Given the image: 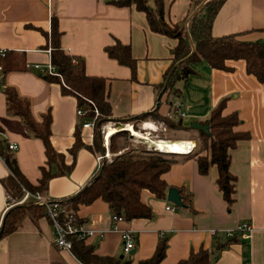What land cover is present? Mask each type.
I'll list each match as a JSON object with an SVG mask.
<instances>
[{
    "label": "crops",
    "instance_id": "crops-1",
    "mask_svg": "<svg viewBox=\"0 0 264 264\" xmlns=\"http://www.w3.org/2000/svg\"><path fill=\"white\" fill-rule=\"evenodd\" d=\"M206 1L164 0V19L169 25L178 24ZM148 4L154 7L152 0ZM52 17L57 18L62 32V49L84 58L87 74L106 79L112 118L122 119L151 110L164 115L171 103L178 100L185 112L181 121L186 127L193 121H207L225 99L222 113L237 112L240 121L235 129L249 134L230 150L229 172L234 178L230 206L216 183L215 165L202 174L195 157L176 155L163 178L168 187L180 190L183 207L166 210L172 204L166 199V192L156 197L148 189L141 190L140 199L151 208V218L113 221L102 199L80 204L76 211L79 224L91 232L86 235L85 244L91 245L97 255H123L129 264H137L150 257L160 238L166 237L168 245L160 264H175L201 248L213 252L211 264H264V80L260 82L247 73L243 60L230 62L233 69L223 71L202 59L189 64L192 73L185 78L176 77L161 92L177 40L152 31L145 12L134 5L101 0H0V49H7L9 60L17 63L18 58L22 60V68L16 65L7 71L0 70V138L17 143L13 154L24 177L32 184L37 183L40 167L47 166L46 156L41 140L31 135L17 116L7 114L4 86L14 87L29 100L36 120L50 111L51 144L63 153L64 163L72 166L70 172L48 181L47 197L57 200L76 195L91 181L98 170L97 156L103 154L94 149L90 130L81 128L82 142L93 150L82 146L72 156L69 149L79 121L75 97L63 94L59 83L49 81L37 69L26 68V64L46 67L50 63V49L46 47L49 40L44 32L50 34ZM211 33L214 37L236 34L245 40L264 39V0H223L213 18ZM116 41L130 45L131 55L136 59L135 78L129 67L108 56L105 47ZM3 58L0 56V62ZM185 132L187 138L196 134ZM175 141L186 144L183 140ZM8 173L0 160V225L7 205L1 179ZM243 222L252 228L249 236L245 238L236 232L233 238H228L225 231ZM211 229L217 230L216 233L210 234ZM122 230L130 231L135 240V247L127 254L122 253ZM99 231L104 232L102 237ZM53 240L46 215L26 216L13 232L0 238V264H83L72 252L57 247ZM218 246L223 248L216 250Z\"/></svg>",
    "mask_w": 264,
    "mask_h": 264
},
{
    "label": "trees",
    "instance_id": "trees-1",
    "mask_svg": "<svg viewBox=\"0 0 264 264\" xmlns=\"http://www.w3.org/2000/svg\"><path fill=\"white\" fill-rule=\"evenodd\" d=\"M114 2H120L122 5H134L136 9L144 11L148 26L152 31L177 40L176 46L172 49L173 63L170 69L176 63L178 65L170 76L168 85L176 77H187L192 73L189 64L202 59L206 60L212 68L223 71L233 69L230 62L243 60L247 73L254 75L260 82L264 80V39L245 40L240 39L236 34L220 37L212 35V21L223 0L206 1L202 8L190 16L186 27L184 22L188 15L180 25H169L165 21L164 0H152L153 8L149 6L148 0H117ZM194 3L198 5L199 2L194 1ZM186 28H188V31H186ZM61 34L57 18L52 17L50 34L44 32V35L49 40V45H46V47L48 46L50 49V64L55 68L56 75L43 76L51 82L59 83L63 94L75 97L76 114L80 108L85 111L82 115L77 114L79 121L75 128V140L69 149L72 156L75 157L77 149L82 146L93 150L91 145L82 142L79 130L82 128L84 121L92 119L94 109L98 111V115L94 119L92 129L93 146L94 149L102 153H104V147L100 141L102 136L97 131L98 124L106 123L108 120H113L115 124H125L124 121L127 120L136 127L137 122L146 119L163 120L168 129L196 132L195 135L191 134V139L197 141L198 151L195 149L189 155L196 158L197 169L202 174H205L211 165L216 166V183L224 200L230 206L233 203L232 194L234 191V178L229 172L230 150L237 147L239 140L247 139L249 134L235 129L240 121L237 112L222 113L225 99L218 103L211 112L210 118L203 122H208V132L190 126L184 127L181 118L169 119L166 113L160 115L157 110L122 119H114L111 116L106 79L101 76L87 74L84 58L66 53L62 49L60 45ZM190 40L194 46L193 51ZM105 50L110 58L115 59L121 65L129 67L132 77L135 78L136 59L131 55L130 45L116 41L114 44L106 46ZM1 57L4 58L0 62L3 67L1 64L0 67L4 71L16 65V67L22 68L21 58H18L19 63H17L13 59L9 60L7 53ZM170 69L164 73L161 86L164 85ZM2 92L5 96L7 114L17 116L26 130L41 140L46 156L47 166L40 167V177L37 183L32 184L20 172L13 151L8 148L7 142L0 138V154L9 170L8 175L1 179V183L6 194L10 195L12 202H16L23 196V188L32 193L45 194L48 181L54 176L70 172L72 166L64 163L63 153L56 151L51 144L50 111L44 113L40 120H36L31 112L29 100L20 96L14 87L4 86ZM115 137L122 139L123 143L121 142L122 144L119 145L120 141L117 143L118 139H114ZM129 138L130 133L126 129L116 131L110 135L108 148L114 154L113 158L109 162H106L105 159L102 160L91 181L80 189L76 195L70 198L57 199L65 210L62 212L61 217L71 213L74 216V223L79 224V218L76 215L78 206L80 204H90L97 198L107 203L111 216L119 217L121 220L152 217V210L141 201L140 192L142 189H148L156 197L165 195L168 185L163 178V174L175 162L177 154L145 151L141 146L125 151ZM199 152H204V154H199ZM186 203L191 204L187 200ZM39 215H46L45 210L31 199L10 206L5 211L1 221L0 238L13 232L24 217L31 216L35 218ZM227 237L233 238V236ZM84 239L71 237V252L83 264H129L123 255L119 257L97 255L91 245L85 244ZM227 241L229 242V240ZM167 245V238L161 237L153 254L146 259L139 260L137 264H160L165 256ZM221 246H218L216 250H221L223 248ZM212 253V251L201 248L196 252L191 251L186 258L178 260L175 264H211Z\"/></svg>",
    "mask_w": 264,
    "mask_h": 264
},
{
    "label": "built area",
    "instance_id": "built-area-1",
    "mask_svg": "<svg viewBox=\"0 0 264 264\" xmlns=\"http://www.w3.org/2000/svg\"><path fill=\"white\" fill-rule=\"evenodd\" d=\"M103 2H114L117 0H101ZM7 52V49H0V56H4ZM26 68H35L39 71L42 75H56L55 68L49 63L46 67H42L38 64L29 65L26 64ZM1 70V67H0ZM181 102L176 100L173 101L170 105V110L166 112V116L169 119H177V118H183L185 116V112L181 108ZM85 111L83 109H78L77 114L82 115ZM98 115V111L94 109V116L92 119H88L82 123V128H87L90 130V136L92 137V129L94 126V119ZM140 128H136L137 131H140L145 134L147 137H139L136 135H132L131 131H129L131 137H138L142 142L141 146L145 151H153L156 153L161 154H179V155H188L195 151L197 147V141L195 139L187 138V139H178V140H186V143L188 144V149L184 153H171V152H165L161 151L157 145H155L152 141L159 140V139H166L169 141L170 138H163L160 136L162 134L161 132L166 130V124L163 120H153V119H146L143 121L138 122ZM137 123V124H138ZM108 125L113 127H118V124H111V122H106L102 124H98L97 131L102 136V145L104 147V153L102 155L97 156V162L98 167H100V164L104 158H107L108 155V143H109V137L106 138ZM132 125V124H131ZM148 125L149 127H147ZM134 128V126L132 125ZM127 130V129H126ZM116 132V131H115ZM150 132V134H148ZM152 133V135H151ZM7 146L10 150L15 151L18 146L16 142H8ZM0 160L4 162L1 154H0ZM5 163V162H4ZM24 194L23 196L16 202H12V199L10 195L6 194V207L5 210H7L10 206L14 204H21L25 202L28 199H31L35 204L38 206H41L44 208L46 217L50 223L53 235H54V244L61 248L66 249L67 251L71 252L72 248V240L71 237H76L77 239H84L86 235H90L91 232L85 231L82 229L80 224L74 223V216L71 213H67L65 217H61L62 212H64V208L61 206V204L56 199H51L47 197L45 194H41L38 192L32 193L25 188H23ZM177 208L176 205L170 204L169 206H166L165 209L169 211H174ZM111 220H120L119 217L111 216ZM251 226L246 223H240L238 224L234 229H228L226 230V235L231 237L234 236L236 232H240L243 237H248L251 232ZM217 230L211 229L209 230L210 234H215ZM103 231H99V236H103ZM120 238L122 240V252L127 254L129 253L130 249L135 247L134 243V237L132 236V233L130 231H124L122 230L120 232ZM248 264V263H244Z\"/></svg>",
    "mask_w": 264,
    "mask_h": 264
},
{
    "label": "rangeland",
    "instance_id": "rangeland-1",
    "mask_svg": "<svg viewBox=\"0 0 264 264\" xmlns=\"http://www.w3.org/2000/svg\"><path fill=\"white\" fill-rule=\"evenodd\" d=\"M185 26V25H184ZM186 31H188V28H186ZM192 53V52H191ZM190 53V54H191ZM189 54V55H190ZM188 55V56H189ZM107 122H111V124H115V122L113 121V120H108ZM124 122H126L125 124H121L122 126H124L125 127V129H128V128H132L131 127V125H129V124H131V123H129V122H127V120H125ZM129 123V124H128ZM138 123V122H137ZM135 124V126L136 127H134L135 129L137 128V126H138V128H140V126H139V123L138 124ZM126 124H128V125H126ZM133 124V123H132ZM124 127H122V128H124ZM133 128V133L134 134H132V135H136V136H139V137H147V136H145V134L144 133H142V132H140V131H137V130H135ZM137 128V129H138ZM119 131V130H118ZM162 134H160V136H162L163 138H170L171 140H178V139H187V136H189L188 135V132H185V130H182V129H179V130H171V129H168L167 127H166V130L165 131H163V132H161ZM148 134H150V132H148ZM151 135H152V133H151ZM114 139H118L117 137H115ZM118 141H120V143H118ZM159 140H155V142H158ZM122 142V139H118L117 140V143L120 145V144H122L121 143ZM142 141L138 138V137H131L130 136V138L127 140V147L124 149L125 151H128V150H131V149H136L138 146H141L142 144H140ZM180 142H181V140H180ZM165 143H169V142H165ZM200 145H201V142H200ZM108 147H109V143H108ZM142 147V146H141ZM123 150V151H124ZM165 152H171V153H173V152H175V151H173V150H170V149H167ZM177 153V152H176ZM113 155L114 154H112L110 151L108 152V155H107V158H104L105 159V161L106 162H109L112 158H113ZM175 155V154H174ZM178 155V154H177Z\"/></svg>",
    "mask_w": 264,
    "mask_h": 264
},
{
    "label": "water",
    "instance_id": "water-1",
    "mask_svg": "<svg viewBox=\"0 0 264 264\" xmlns=\"http://www.w3.org/2000/svg\"><path fill=\"white\" fill-rule=\"evenodd\" d=\"M195 12V11H194ZM190 17H188L186 20L188 21ZM184 22V25L186 26V22ZM181 22H178V25H180ZM190 43H191V40H190ZM191 46H192V51L194 50V46L193 44L191 43ZM178 63H176L172 68L171 70L169 71V74H168V77L165 81V84H164V87L162 89L161 92H163L166 87H167V84L169 82V79H170V76L172 75L173 71L175 70V68L177 67ZM1 82H2V79L0 78V87H1ZM161 94V93H160ZM159 105V102L156 104L155 108H157ZM118 127H122L121 123H118ZM190 127L191 128H194V129H198V130H202L204 132H208V129H209V124L208 122L206 123H199V122H191L190 123ZM119 130H125L124 128H120ZM100 141L102 142V139H100ZM179 155V154H178ZM166 199L171 202L172 204L178 206V207H183L184 206V203L182 201V196L180 194V190L176 187H168L167 188V191H166ZM0 235H1V230H0Z\"/></svg>",
    "mask_w": 264,
    "mask_h": 264
},
{
    "label": "bare ground",
    "instance_id": "bare-ground-1",
    "mask_svg": "<svg viewBox=\"0 0 264 264\" xmlns=\"http://www.w3.org/2000/svg\"><path fill=\"white\" fill-rule=\"evenodd\" d=\"M126 125H128V124H126ZM129 125H131V124H129ZM124 126H122V127H124ZM146 126L149 127L148 125H146ZM122 127H120V128H122ZM131 127H132V125H131ZM120 128L108 125L106 138H108V136L112 135L115 131H118ZM124 129H125V127H124ZM127 130L131 131V134H134L133 133V127L132 128H128ZM183 141L186 143V140H183ZM152 142L155 145H157V147L161 151H166L167 149H170V150H173V151H181L179 153H184L188 149V144L187 143L184 144V143H179L177 141H169V140H166V139H159L158 142H155V141H152ZM165 142H169V143H165ZM173 153H176V152H173Z\"/></svg>",
    "mask_w": 264,
    "mask_h": 264
}]
</instances>
